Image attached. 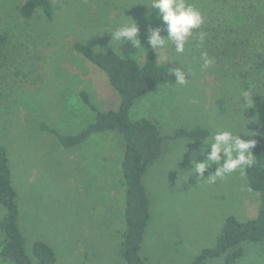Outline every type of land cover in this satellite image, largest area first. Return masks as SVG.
Segmentation results:
<instances>
[{"label":"rangeland","instance_id":"1","mask_svg":"<svg viewBox=\"0 0 264 264\" xmlns=\"http://www.w3.org/2000/svg\"><path fill=\"white\" fill-rule=\"evenodd\" d=\"M24 1L0 0L7 55L0 63V145L7 149L12 183L19 192L26 251L31 255V242L41 239L52 247L55 264H125L118 245L124 227L122 136L94 133L83 143L64 146L40 124L73 135L93 122L92 107L107 111L119 105L105 72L74 48L76 42L141 63L143 50L126 40L118 47L106 31L135 20L147 52V29L159 26L166 36L163 22L155 9L145 6L149 0H51L52 20L37 12L26 22L19 13ZM190 2L205 17L203 48L189 38L182 54L173 51L171 42L157 53L160 64L175 56L192 69L187 84L161 82L129 110L130 120L156 122L163 137L162 155L143 175L151 201L141 249L146 264H190L214 245L225 217L247 220L259 205V193L249 188L244 173L209 183L205 178L216 165L200 176L193 161L205 158L199 151L201 139L209 140L222 128L240 130L246 123L251 135L240 133L241 138L264 137V67L258 66L261 58H248V44L264 53V0ZM238 40L246 44L243 58L216 55ZM201 50L215 58L213 67L201 69ZM244 89L254 91L252 106L246 108ZM179 128L206 133L199 140L170 138ZM3 212L0 206V218ZM242 247L235 264H264V242ZM0 264L13 263L0 259ZM205 264H223V259L210 258Z\"/></svg>","mask_w":264,"mask_h":264},{"label":"trees","instance_id":"2","mask_svg":"<svg viewBox=\"0 0 264 264\" xmlns=\"http://www.w3.org/2000/svg\"><path fill=\"white\" fill-rule=\"evenodd\" d=\"M46 21L52 20L53 4L51 0H26L19 7V13L28 22L35 13ZM244 42L235 41L219 53L231 54L235 58L246 52ZM6 35L0 34V63L6 58ZM74 48L86 59L105 72L109 84L118 93L120 102L115 110L100 111L92 107L94 120L77 134L64 135L56 129L41 123V127L57 136L64 146L83 143L90 135L100 132H116L123 138V156L121 161L122 177L125 184L123 209L124 227L119 232V255L125 264H146L141 255L144 233L150 217V198L143 183L147 167L162 155L163 137L158 124L147 118L129 119V110L134 101L148 93L161 82H173L170 74L172 64L157 62V54L150 49L146 59L139 63L129 57H122L113 50L95 51L90 45L76 42ZM236 49V52H235ZM228 51H230L228 53ZM261 49L248 44V58H261L259 68L264 67V55ZM233 57V58H234ZM174 66V65H173ZM84 99L89 103L86 96ZM206 130H174L169 137L199 140ZM252 149L256 159L254 166L244 170L245 180L250 189L259 193L257 214L244 221L233 215L225 217L221 231L212 247L204 248L190 264H205L210 258L222 257L223 264H235L243 254V243L264 242V137L255 139ZM19 192L12 183L9 156L6 147L0 145V206L3 215L0 218V259L13 264H55L56 255L52 247L44 240L31 242L29 255L26 251L25 235L21 227V209Z\"/></svg>","mask_w":264,"mask_h":264},{"label":"clouds","instance_id":"3","mask_svg":"<svg viewBox=\"0 0 264 264\" xmlns=\"http://www.w3.org/2000/svg\"><path fill=\"white\" fill-rule=\"evenodd\" d=\"M144 4L150 10H156V16L162 20L164 30L167 33L166 36L161 35L162 29L159 26H149L147 29V43L155 51V54L162 49H166L169 42L174 45L173 51L176 54H182L186 45L190 44L189 38L195 39L197 49L203 48L207 33L200 29L205 22V17L190 0H149L148 3ZM147 15H150V12ZM123 16L129 18L124 13ZM106 32L111 34V41H116L118 47L126 40L131 42L138 50H143L146 59V49L141 46L139 27L135 20L126 19L115 30ZM198 60L202 70L209 69L215 64V58L205 50L199 51ZM174 61H178L177 66H173ZM171 63L170 74L174 77L175 83L186 85L192 69H186L183 62L175 56L172 57ZM252 93L254 91L251 89L242 90L241 96L244 97V108L252 106ZM245 125L246 123L243 124L240 130L222 128L212 132L209 140L201 139L204 146L199 151L205 155V158L201 161H193L194 172L203 176L209 166L214 163L216 165L214 172L210 173L205 179L209 183H215L218 179H223L237 171L243 175L246 168L254 166L256 159L252 149L255 147L256 140L241 138L240 133L251 135L246 130ZM206 149L210 150L206 151Z\"/></svg>","mask_w":264,"mask_h":264}]
</instances>
